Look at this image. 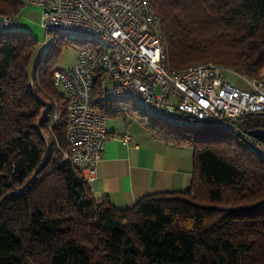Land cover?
<instances>
[{"label": "trees", "instance_id": "1", "mask_svg": "<svg viewBox=\"0 0 264 264\" xmlns=\"http://www.w3.org/2000/svg\"><path fill=\"white\" fill-rule=\"evenodd\" d=\"M147 1L173 69L214 62L264 80V0ZM21 11L19 0H0L1 24ZM56 44L41 57L31 34L0 31V264H36L37 253L43 264H264V163L244 134L264 129V116L236 122V137L211 127L222 125L215 121H159L197 129L191 141L179 130L182 136L163 133L155 119H139L154 139L192 149L190 186L130 208L96 205L62 161L67 101L52 79L67 70L55 67ZM101 94L96 76L94 108L106 118L123 116L128 103Z\"/></svg>", "mask_w": 264, "mask_h": 264}, {"label": "built area", "instance_id": "2", "mask_svg": "<svg viewBox=\"0 0 264 264\" xmlns=\"http://www.w3.org/2000/svg\"><path fill=\"white\" fill-rule=\"evenodd\" d=\"M40 11L44 50L57 37L94 42L78 51L69 70L55 73L52 84L66 95L65 148L62 161L73 167L89 192L110 139L107 118L93 106L97 76L101 99L132 102L145 119L172 126L200 127L208 122L232 125L250 115L264 116V80L249 79L214 62L173 69L159 19L147 0H28ZM10 18L3 17L7 25ZM50 38V42H49ZM234 74L245 88L227 78ZM58 114L52 119L56 122ZM254 156L264 163V143L246 136ZM120 141L129 144L125 132ZM100 201L95 199V204Z\"/></svg>", "mask_w": 264, "mask_h": 264}, {"label": "crops", "instance_id": "3", "mask_svg": "<svg viewBox=\"0 0 264 264\" xmlns=\"http://www.w3.org/2000/svg\"><path fill=\"white\" fill-rule=\"evenodd\" d=\"M234 81L233 85L241 88L240 79ZM123 108V116H115L116 119L131 116L127 106ZM140 127L143 130L137 129L135 134L128 129L119 134L108 132L111 137L105 142L97 166L98 178L92 194L116 209L130 208L143 197L183 192L190 186L193 165L186 145L156 140ZM125 132L130 134L128 145L120 141Z\"/></svg>", "mask_w": 264, "mask_h": 264}, {"label": "rangeland", "instance_id": "4", "mask_svg": "<svg viewBox=\"0 0 264 264\" xmlns=\"http://www.w3.org/2000/svg\"><path fill=\"white\" fill-rule=\"evenodd\" d=\"M19 2L22 6L21 14L18 17L12 19L8 23V25L5 27L1 24V20H0V31H24L26 33L31 34L32 37L36 41V46H37L36 55L38 52L39 56H41L44 51L43 42H44V36L46 33L39 25V18H40L39 11L40 10L34 7L33 5L29 4L28 0H19ZM56 40H57V44H56V49L54 53V61H55V67L57 70L70 69L73 66V64L76 62L78 51L82 48H88L90 47L91 44L94 43V42L84 40V39H75V38H69V37L68 38L67 37H57ZM50 41L51 40L49 38V42ZM227 78L231 80L232 84H235L234 79H237L238 77L234 74H227ZM241 82H239L238 85L241 88H245L244 83L243 82L241 83ZM56 90L61 97H66L65 91L61 87L56 88ZM126 106L130 110L131 116L126 115L124 119L122 118L116 119V117L112 115L108 116L107 121H106L108 132L119 134V133H122L125 129H128L129 131H134V134H135V133H138L137 129L138 130L142 129L139 124V119H145V118L142 116V114H139L137 111H135L132 102H129L128 104H126ZM132 114H134L135 116H132ZM151 124L156 127L163 128L162 129L163 133L166 131V132H169V134L174 135V136H182L180 133L175 131L179 129L169 127L165 124L160 123L158 120H153ZM211 127H215L217 131L226 132L228 135H231L234 137H236L237 135V129L236 127H233L232 125L222 124V125L211 126ZM180 132L182 134H187L189 136L188 137L189 141H191V140H194V135L197 132V129L188 128V129H183ZM238 133L241 135L240 132ZM43 137L44 139L47 138L46 135H44ZM186 148L190 151V154L192 156V149L187 145H186ZM34 256H35L36 264H43L46 262V259L43 254L41 255L37 253Z\"/></svg>", "mask_w": 264, "mask_h": 264}, {"label": "water", "instance_id": "5", "mask_svg": "<svg viewBox=\"0 0 264 264\" xmlns=\"http://www.w3.org/2000/svg\"><path fill=\"white\" fill-rule=\"evenodd\" d=\"M248 137H252L261 143H264V129H254L244 133Z\"/></svg>", "mask_w": 264, "mask_h": 264}]
</instances>
